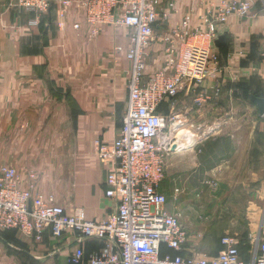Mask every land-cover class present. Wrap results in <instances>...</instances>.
<instances>
[{
  "label": "crops",
  "instance_id": "1",
  "mask_svg": "<svg viewBox=\"0 0 264 264\" xmlns=\"http://www.w3.org/2000/svg\"><path fill=\"white\" fill-rule=\"evenodd\" d=\"M219 2H162L154 40L147 50V75L176 56L184 40L185 19H189L192 32H209L205 19L215 16ZM217 28L216 38L192 41H203L219 54L223 73L199 85L192 82L166 101L161 111H177L185 118L181 126L186 128L198 124L193 122L195 116L206 117L213 128L218 121H212L216 113L230 115V120L219 124V131L205 138L203 146L211 149L206 155L217 159L220 146L223 157L218 160L231 163L247 146L248 155L258 161L264 115L252 97H264V0H256L248 17H232L218 22ZM131 32L114 25L94 27L87 23L81 8L61 15L59 5L53 3L48 14L39 15L21 7L17 0H0V169L15 168L23 188H28L29 176L34 173L33 193L51 196L67 213L80 211L90 220H101L117 210L118 201L106 195L112 163L100 159L97 152L101 145L114 143L123 124L131 74V62L126 58ZM220 35L227 37L221 47L216 44ZM214 85L220 87L218 96ZM194 87L198 88L194 91ZM202 92L208 99L197 102ZM247 97L253 103L249 113L257 118H252L254 124L245 139L243 103ZM238 119L241 123L234 125ZM202 125L198 124L199 128ZM196 145L197 141L191 148ZM175 153L161 191L178 197L185 190L175 184L183 171V157ZM77 243L76 236L55 238L50 229L42 241L18 230L0 231V264H69L68 253ZM198 244L192 237L181 255H217L214 248L193 247ZM102 245L100 239L87 240L86 258Z\"/></svg>",
  "mask_w": 264,
  "mask_h": 264
},
{
  "label": "built area",
  "instance_id": "2",
  "mask_svg": "<svg viewBox=\"0 0 264 264\" xmlns=\"http://www.w3.org/2000/svg\"><path fill=\"white\" fill-rule=\"evenodd\" d=\"M163 1L17 0L21 7L39 15L48 14L52 4L57 3L61 15L74 7L83 8L90 25L131 29L126 49L131 74L118 137L112 145H101L97 152L100 159L112 163L106 179V195L118 201L116 212L101 220L87 219L80 211L69 214L53 197L33 193L34 173L29 176L28 188H23L17 171L3 166L0 230L16 229L37 241H42L47 229L55 238L76 236L78 243L67 256L69 264H264V225L259 236H250L256 243L249 251L248 260L243 259L239 240L232 235L222 237L224 248L215 256L162 255L164 247L181 252L190 237L180 217L167 208V196L161 191L168 158L176 151L175 147H180L175 139L176 131L186 120L175 111L162 112L160 106L192 82L199 85L223 73L219 54L203 41L192 40L205 36L216 38L218 22L245 18L256 3V0H220L215 16L205 19L209 26L206 34L199 30L192 32L189 19H185L181 34L184 40L176 56L160 70L147 75V50L154 40V26L161 17ZM195 88L198 87L194 91ZM213 92L218 96L220 87L214 85ZM202 98L208 99V95L202 92L196 101ZM194 136L190 133L188 142L180 137L179 141L192 145ZM175 192L179 193V189ZM92 238L102 240L103 245L86 258L84 244Z\"/></svg>",
  "mask_w": 264,
  "mask_h": 264
},
{
  "label": "rangeland",
  "instance_id": "3",
  "mask_svg": "<svg viewBox=\"0 0 264 264\" xmlns=\"http://www.w3.org/2000/svg\"><path fill=\"white\" fill-rule=\"evenodd\" d=\"M82 10L84 11L83 8ZM243 104L246 109L244 137L247 139L254 124L252 118L255 120L257 116L249 113L253 103L248 97L244 99ZM229 117L230 115L216 113L212 121H218L212 128L207 124L206 117L200 119L195 116L193 122L203 124L202 128H199L197 123L187 128L181 126L175 134L177 144L180 142V147L174 148L175 155L183 157V171L178 174L176 183L173 181L171 185L174 186L175 183L176 186H183L185 190L178 197L174 192L166 195L167 208L180 217L188 231L189 241L191 242L192 237L199 241L198 245L193 246L196 249H212L220 238L227 234L237 237L238 240L242 239L246 232H253L257 236L261 224L262 227L264 225V137L260 141L261 159L258 161H253L251 155H248L247 146L231 163L218 160V157H223L220 155V146L216 149L217 159L207 156L206 152L211 149L206 150L203 146L205 138H210L219 131V124L226 119L230 120ZM240 123L241 119H238L234 125ZM190 133L195 135V141L192 143L198 142L195 148H191L190 142L187 143ZM261 136H264V133ZM179 137L187 142L179 141ZM173 155L174 153L169 156L166 169L169 168V160ZM213 167L218 168L212 172ZM251 243L253 246L256 242L251 239ZM196 252L201 254L198 250Z\"/></svg>",
  "mask_w": 264,
  "mask_h": 264
},
{
  "label": "trees",
  "instance_id": "4",
  "mask_svg": "<svg viewBox=\"0 0 264 264\" xmlns=\"http://www.w3.org/2000/svg\"><path fill=\"white\" fill-rule=\"evenodd\" d=\"M161 106H160V108H161ZM8 230H16V229H8ZM0 231H6V230H0ZM249 233L250 232H246L245 235L242 237V239L239 240V243H238V248H239V250L241 252V255H242V257H243L244 260H248L249 259V257H250L249 251L252 248V243H251V238L249 236ZM223 236H225V235H223ZM222 237L220 238V241L217 242V244L214 246V249L217 252V254L224 248V246L222 245V242H221ZM166 253L172 254L174 256L177 255V254H181L180 252H176L174 250H169L166 247H164L162 249V255H165ZM71 264H74V263H71Z\"/></svg>",
  "mask_w": 264,
  "mask_h": 264
},
{
  "label": "water",
  "instance_id": "5",
  "mask_svg": "<svg viewBox=\"0 0 264 264\" xmlns=\"http://www.w3.org/2000/svg\"><path fill=\"white\" fill-rule=\"evenodd\" d=\"M227 42V37L226 35H220L217 40H216V44L217 46H223L225 45ZM252 101L253 103L257 106L259 112L261 115H264V97L262 98H258V97H252ZM262 230V224L260 226L259 232H258V236L260 235Z\"/></svg>",
  "mask_w": 264,
  "mask_h": 264
},
{
  "label": "bare ground",
  "instance_id": "6",
  "mask_svg": "<svg viewBox=\"0 0 264 264\" xmlns=\"http://www.w3.org/2000/svg\"><path fill=\"white\" fill-rule=\"evenodd\" d=\"M179 135H180V133H179ZM182 140H184V139H182ZM180 143V142H179Z\"/></svg>",
  "mask_w": 264,
  "mask_h": 264
}]
</instances>
